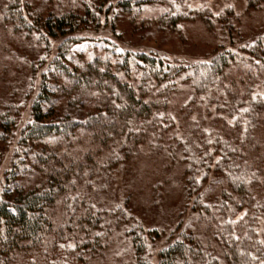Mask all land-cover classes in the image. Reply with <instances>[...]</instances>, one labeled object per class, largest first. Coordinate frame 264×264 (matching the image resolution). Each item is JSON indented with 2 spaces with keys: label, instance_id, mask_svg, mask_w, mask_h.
I'll return each instance as SVG.
<instances>
[{
  "label": "trees",
  "instance_id": "obj_1",
  "mask_svg": "<svg viewBox=\"0 0 264 264\" xmlns=\"http://www.w3.org/2000/svg\"><path fill=\"white\" fill-rule=\"evenodd\" d=\"M236 17L194 0H0V264H154L160 234L113 189L144 148L191 217L156 264H264L262 39L235 48L230 30L229 47L187 62L118 31Z\"/></svg>",
  "mask_w": 264,
  "mask_h": 264
},
{
  "label": "rangeland",
  "instance_id": "obj_2",
  "mask_svg": "<svg viewBox=\"0 0 264 264\" xmlns=\"http://www.w3.org/2000/svg\"><path fill=\"white\" fill-rule=\"evenodd\" d=\"M200 5L210 7L216 15L222 13L226 8H232L237 15L231 21L235 24L234 28H231L229 23L226 27L217 24L214 29H210L198 22L184 24L180 35L171 30L160 32L153 29L154 31L134 32L128 21L124 19L118 26V31L122 33V41L125 45L147 50L155 49L172 59L176 58L187 62L209 58L218 50L217 47L221 43H225L229 47L228 31L230 30L233 31L236 40L235 48L257 38H261L264 43V4L254 10L248 8L246 0H194V6ZM23 58V53L18 51L16 56L9 60L8 75L4 76L5 78L9 79L10 76V79L14 77V81L19 80L18 77H15L14 69H18L17 64L18 62L20 64ZM27 75L28 71L26 70L20 77L24 76V80H26ZM259 90L264 93V87ZM153 154V150L144 148L145 160L143 162L146 163L147 160L153 163L155 160ZM8 158L10 157L8 156ZM8 158L3 159L7 160ZM144 163L139 161L126 166L120 172L117 184L113 186V189L117 188L121 197L130 196L132 211L141 220L147 231L156 230L160 234L158 239L152 241L153 248L150 254L156 264L159 249L170 243L177 233L179 224L184 220H186V225L189 224L191 217L188 214L180 217L187 203L186 194L179 188L180 186L174 189L168 184L165 185V178L161 174L152 177L153 173L148 171L150 169L148 166L145 167ZM6 166L4 162L0 165V182L3 179ZM156 184H160V186L156 190L157 195H153L152 187ZM192 224L194 225L193 222ZM123 248H125L124 244ZM127 264H133L132 259H127Z\"/></svg>",
  "mask_w": 264,
  "mask_h": 264
}]
</instances>
